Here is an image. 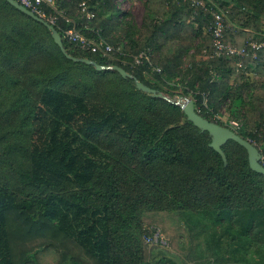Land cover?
Returning a JSON list of instances; mask_svg holds the SVG:
<instances>
[{
	"label": "trees",
	"instance_id": "trees-1",
	"mask_svg": "<svg viewBox=\"0 0 264 264\" xmlns=\"http://www.w3.org/2000/svg\"><path fill=\"white\" fill-rule=\"evenodd\" d=\"M82 1L60 2L71 20L63 24L127 53L104 56L63 37L67 52L122 66L172 101L118 70L68 58L48 26L0 0V264H199L144 240L157 222L180 246L185 213L201 221L189 226L192 239L212 227L218 258L264 255V174L232 139L225 162L174 98H192L264 154V49L258 58L250 48L214 56L212 15L189 2L145 0L136 27L117 0H93L91 18ZM216 1L228 43L264 42V0ZM149 49L151 64H134ZM226 103L239 128L223 120Z\"/></svg>",
	"mask_w": 264,
	"mask_h": 264
},
{
	"label": "built area",
	"instance_id": "built-area-1",
	"mask_svg": "<svg viewBox=\"0 0 264 264\" xmlns=\"http://www.w3.org/2000/svg\"><path fill=\"white\" fill-rule=\"evenodd\" d=\"M25 7L32 10L38 16L47 20L50 24L55 26L57 29H61L63 32L62 36L66 37L70 42L78 46L79 48L91 52H100L104 56H109L115 52L119 54H126L127 52L123 49V46H114L103 36H88L85 35L82 30L78 27V24L74 22L71 26H65L62 20L71 21L66 16L65 10L60 7L62 0H17ZM93 0H83L79 4V12L91 18L94 16L92 5L90 4ZM189 2L191 6L195 8L194 12L198 10L208 12L212 15V23L210 25V31L212 36V50L213 55L217 57L234 55L244 56L251 49L253 58L259 57V51L264 49L263 41L249 40L246 45L237 46L230 44L226 41L227 29L229 23L226 20V13L221 8L216 0H173ZM59 31V30H58ZM60 32V31H59ZM61 33V32H60ZM96 33H98L96 31ZM98 35V34H97ZM134 64H142L145 60L151 64V51L145 50L134 55ZM240 67L246 68V65L240 63ZM157 70H160L158 67ZM178 100V98H177ZM176 100V101H177ZM201 107L199 106L197 112L200 113ZM230 124L236 128L241 126V123L237 119L230 120ZM252 142V141H251ZM254 143V142H252ZM255 144V143H254ZM256 145V144H255ZM262 165H264V154L260 159ZM148 232L144 235L146 244L149 245H161L170 246V242L158 226H148L146 229Z\"/></svg>",
	"mask_w": 264,
	"mask_h": 264
},
{
	"label": "water",
	"instance_id": "water-1",
	"mask_svg": "<svg viewBox=\"0 0 264 264\" xmlns=\"http://www.w3.org/2000/svg\"><path fill=\"white\" fill-rule=\"evenodd\" d=\"M12 5L17 7L19 10L25 12L26 14L30 15L31 17L35 18L36 20L44 23L48 28L52 31V36L55 42L60 46L61 50L65 53V55L74 60V61H82L86 62L87 64L95 65L97 70H104V69H115L118 70L124 77H134L133 74L128 72L125 68L119 65H111L106 66L99 64L95 60H92L88 57H77L67 52L64 39L62 34L58 31V29L50 24L44 18L35 14L32 10L22 5L17 0H8ZM136 85L139 89L144 90L146 92L152 93L154 96H162L169 100H171L167 95L163 92L158 91L155 88L150 87L149 85L145 84L141 80L135 78ZM186 101H183V96L176 101L177 104H180L184 111L186 112L188 119L191 120L196 126H198L203 131L207 130L212 135V142L211 146L214 147L224 158L225 162H227V156L224 152L222 146L230 139L235 140L242 144L247 150L249 155V162L250 166L253 170L258 171L264 174V165L260 162L262 157V152L260 148H258L254 143L250 140L242 137L238 132L232 129L229 126L220 124L215 121H211L210 119L204 117L202 114L198 113L194 104V100L188 96ZM172 101V100H171Z\"/></svg>",
	"mask_w": 264,
	"mask_h": 264
},
{
	"label": "rangeland",
	"instance_id": "rangeland-1",
	"mask_svg": "<svg viewBox=\"0 0 264 264\" xmlns=\"http://www.w3.org/2000/svg\"><path fill=\"white\" fill-rule=\"evenodd\" d=\"M117 4L119 8H121L125 12H129L125 20L130 21L132 25H135L136 27L142 24L144 13H145V0H117ZM262 20L264 22V16H262ZM197 41L198 42L200 41V43H203L204 37L198 38ZM174 98L179 99L180 95L174 96ZM186 100L187 98L183 96V101H186ZM224 105H225L224 107L225 109L223 108V110L225 111H223L224 112L223 120L237 119L231 114H230L231 115L230 117L229 111H228V104L226 103ZM181 219H180L181 224L182 226H185V227H183L184 232L182 233V239H181L180 246L178 247L172 246L170 239L167 238L170 242V246H168L169 248H165V249L162 248L166 251V254H169L174 258L177 257L180 263L183 262L181 261L183 259L195 261L196 263H199V264H263L264 263V255H262V252L258 250H256L254 254H250V255L244 254L247 260L241 257L242 254L234 255L228 260L218 258L209 249V244H212V237H211V234H212L211 231H213L212 227L209 226V230L201 233L200 237H197L196 235L197 238L192 239V236L189 234V226L192 227L191 225L195 224V225L200 226L201 228V221L197 218V216L192 215L190 213H185L184 215L181 216ZM146 226H149V227L158 226L159 228H161L162 232L166 236V232L164 231L163 227L159 223L157 222L147 223ZM193 244L197 248V250H195L196 253L195 255H189L192 247L194 246ZM252 257H255L256 259H252Z\"/></svg>",
	"mask_w": 264,
	"mask_h": 264
},
{
	"label": "crops",
	"instance_id": "crops-1",
	"mask_svg": "<svg viewBox=\"0 0 264 264\" xmlns=\"http://www.w3.org/2000/svg\"><path fill=\"white\" fill-rule=\"evenodd\" d=\"M176 92H178V94H177L176 96H179V95L182 96L181 94H179V91H176ZM240 255H241V254H240Z\"/></svg>",
	"mask_w": 264,
	"mask_h": 264
}]
</instances>
